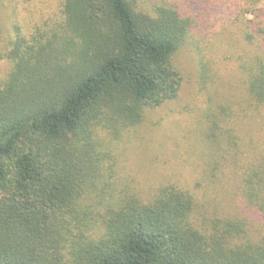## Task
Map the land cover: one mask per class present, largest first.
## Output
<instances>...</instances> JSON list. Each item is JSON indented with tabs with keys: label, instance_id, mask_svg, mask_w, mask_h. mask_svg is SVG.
<instances>
[{
	"label": "trees",
	"instance_id": "trees-1",
	"mask_svg": "<svg viewBox=\"0 0 264 264\" xmlns=\"http://www.w3.org/2000/svg\"><path fill=\"white\" fill-rule=\"evenodd\" d=\"M244 1L234 31L211 30L203 0H60L57 20L15 34L0 81V264H264V0ZM185 46L202 137L257 124L228 154V214L174 182L141 191L117 167L147 110L176 98ZM233 135L222 136L235 148ZM212 151L215 178L227 160Z\"/></svg>",
	"mask_w": 264,
	"mask_h": 264
},
{
	"label": "rangeland",
	"instance_id": "rangeland-1",
	"mask_svg": "<svg viewBox=\"0 0 264 264\" xmlns=\"http://www.w3.org/2000/svg\"><path fill=\"white\" fill-rule=\"evenodd\" d=\"M164 2L167 0H138L140 8L144 10ZM244 2L203 0L204 8L213 15L209 22L210 25L213 24L211 30H220L222 25L226 30H236L231 25V20L241 13ZM59 6L60 0H0V81L10 66L7 55L15 34L18 32L17 35L28 39L36 27H43L45 22L57 20ZM211 41L207 39L205 45L208 46ZM194 52L189 46L179 50L175 66L181 74V85L176 98L153 110H147L136 135L117 146V167H120V174L133 181L134 186L141 191L147 192L155 185L174 182L187 187L205 208L218 204L228 214V211H233V202H226V194L236 183V178L230 173L228 154L233 152L232 149L238 150L240 147L243 151L242 141L247 142L250 138L255 141L258 136L257 124L255 120H249L246 126L233 123L230 128L223 129L220 138L212 140L219 146L217 158L222 155L227 161L217 159L216 177H206V171L209 173L208 167L214 158L211 155L215 144L209 143L205 136L202 137L200 131L201 109L206 102L205 97L196 91ZM233 66L230 62L223 63L220 72L223 80L235 81ZM227 133L234 134L239 140L235 138L237 147L227 146V140L222 136ZM246 154L251 155L249 149L246 153L237 155V161L243 162ZM235 204L238 203L235 201ZM251 223L253 229L256 224Z\"/></svg>",
	"mask_w": 264,
	"mask_h": 264
}]
</instances>
